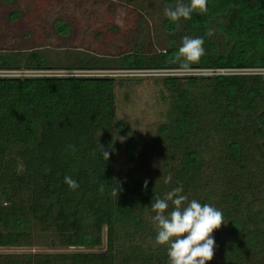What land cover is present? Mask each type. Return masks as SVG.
<instances>
[{
	"label": "trees",
	"instance_id": "obj_1",
	"mask_svg": "<svg viewBox=\"0 0 264 264\" xmlns=\"http://www.w3.org/2000/svg\"><path fill=\"white\" fill-rule=\"evenodd\" d=\"M157 2L161 51L142 28L117 58L78 52L51 65L38 50L0 53V71L125 72L180 70L185 36L202 38L205 52L188 69L195 73L161 79L164 121L147 145L134 135L117 140L125 130L114 112L121 79L0 77V249L59 247L0 254V264H168L150 204L177 186L223 215L208 264H264V0H207L205 13L177 22L164 16L176 0ZM53 27L70 31L60 19ZM99 146L110 150L107 161ZM148 152L164 161L169 184L149 183L138 169Z\"/></svg>",
	"mask_w": 264,
	"mask_h": 264
},
{
	"label": "rangeland",
	"instance_id": "obj_2",
	"mask_svg": "<svg viewBox=\"0 0 264 264\" xmlns=\"http://www.w3.org/2000/svg\"><path fill=\"white\" fill-rule=\"evenodd\" d=\"M12 12L20 15L10 22L7 15ZM161 16L157 0L152 1V7L145 0H14L12 5L0 1V53L38 50L51 65H64L78 52L117 58L132 48L142 28L148 32L153 51H161L165 48L164 35L158 27ZM57 19L70 25V31L63 36L54 32L53 23ZM144 47L149 49L146 44ZM100 71L106 77L121 79V86L115 89L114 107L115 117L125 125L120 137H140L143 145L153 139L156 128L164 121L161 79L195 73L188 70ZM6 76L13 74L0 72V77ZM163 163L160 156L148 152L140 159L138 169L154 184L164 179L161 175L167 169ZM127 167L122 155H117L116 171L123 172ZM48 244L40 242L29 250L0 249V254L59 249L54 242Z\"/></svg>",
	"mask_w": 264,
	"mask_h": 264
},
{
	"label": "clouds",
	"instance_id": "obj_3",
	"mask_svg": "<svg viewBox=\"0 0 264 264\" xmlns=\"http://www.w3.org/2000/svg\"><path fill=\"white\" fill-rule=\"evenodd\" d=\"M206 11L207 0H176L174 6L164 9V16L171 22L187 21L194 12L203 14ZM203 44L200 37L182 38L177 52L178 58H182L180 70L186 71L191 64L199 62L205 54ZM117 140L123 142L125 137ZM99 147L101 158L107 161L110 150ZM171 179L170 175L165 176L163 183L167 185ZM63 182L71 190L79 186L70 176H65ZM115 191L117 194L116 188ZM150 208L154 213L150 221L155 226V244L165 246L168 264H208L211 261L214 253L212 233L224 223L219 209L207 203L201 204L197 199L189 200L182 186L172 188L162 198L157 197Z\"/></svg>",
	"mask_w": 264,
	"mask_h": 264
},
{
	"label": "built area",
	"instance_id": "obj_4",
	"mask_svg": "<svg viewBox=\"0 0 264 264\" xmlns=\"http://www.w3.org/2000/svg\"><path fill=\"white\" fill-rule=\"evenodd\" d=\"M4 74L8 75L10 73L13 76H6L5 78H32V77H106L101 74V71H89V70H82V71H31V70H23V71H0ZM222 72V71H221ZM198 73V71H197ZM199 74H201L199 72Z\"/></svg>",
	"mask_w": 264,
	"mask_h": 264
},
{
	"label": "water",
	"instance_id": "obj_5",
	"mask_svg": "<svg viewBox=\"0 0 264 264\" xmlns=\"http://www.w3.org/2000/svg\"><path fill=\"white\" fill-rule=\"evenodd\" d=\"M18 172H19V174H21L22 170L20 169ZM54 245L56 246V244H54Z\"/></svg>",
	"mask_w": 264,
	"mask_h": 264
}]
</instances>
